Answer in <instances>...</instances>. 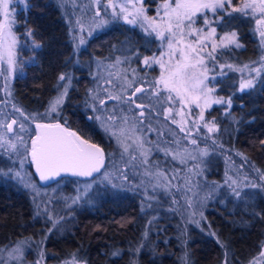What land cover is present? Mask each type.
Returning <instances> with one entry per match:
<instances>
[{"label": "trees", "instance_id": "1", "mask_svg": "<svg viewBox=\"0 0 264 264\" xmlns=\"http://www.w3.org/2000/svg\"><path fill=\"white\" fill-rule=\"evenodd\" d=\"M24 3L15 5V31L21 36L32 32L33 51L25 73L13 79V104L28 112L32 122L30 115L44 117L34 125L61 123L100 145L109 162L123 150L99 123L97 110L95 113L98 100L90 93L94 64L120 60L134 88H143L148 81L152 87L158 69L143 67L141 59L154 51L160 53L159 41L116 19L74 52L72 34L59 3ZM217 29L236 30L242 45L220 51L217 63L239 68L261 53L250 19L226 15ZM61 75L70 76V87L58 111L49 116L48 107L59 92ZM240 77L239 71H231L217 78L215 95L231 100V105L215 104L204 112L206 121L199 123V129L192 128L191 139L197 143H190L191 159L181 163L182 171L186 165H193V176L187 181L193 182V188L205 185L207 193L198 195L195 191L189 198L184 190L181 195L172 189L165 196L158 194L153 205L146 208L137 191L97 183L67 218L49 228L48 221L35 216L31 197L17 188V197L0 193V246L20 241L28 242V249L42 245L44 264H62L73 257L80 264H249L264 246V85L239 91ZM143 107L142 120L150 122L142 132L148 135V161L169 171L173 169L165 157L169 152L162 147L174 141L168 129L180 135L179 128L166 118L156 127L153 121L161 120L162 113L155 112L151 104ZM205 122H213L217 131L208 132ZM156 136L161 139L159 143ZM5 157L8 155L0 151L1 167L10 163L4 162ZM31 178L37 182L35 176Z\"/></svg>", "mask_w": 264, "mask_h": 264}, {"label": "rangeland", "instance_id": "2", "mask_svg": "<svg viewBox=\"0 0 264 264\" xmlns=\"http://www.w3.org/2000/svg\"><path fill=\"white\" fill-rule=\"evenodd\" d=\"M25 0H10L9 2V11L14 13L15 5L17 3H21L22 5ZM59 3L66 20L68 21L69 29L72 34V42H73V51L78 52L80 49L86 46L88 39L93 35L99 33L100 31L106 29L110 26L114 20L118 19L124 22L125 24L131 27H138L142 30L146 35H154L155 39L159 41V46L161 49L160 53H156L154 51L149 57H143L141 59L143 67H153L156 66L158 69V77L161 74V69L159 65L155 63H151L150 65H145L144 60L148 58L150 61L152 58H160L162 54L167 52L166 45L155 35V33H151L149 31H144V28L140 26L139 20L135 25L129 24L123 16L126 13H122L120 11L119 6L125 5L128 8V12H132V4H136L138 7H142L144 10V14L148 17H156L157 12L160 11L162 14L161 5L164 3V0H99V4H97L96 0H55ZM152 2L155 5H152ZM174 2V0H173ZM244 0H231V4H225V9L227 10L228 14H225V10L221 9L218 10L217 13L220 11L224 14V16L230 15H240L242 17L250 19L252 23V30L256 33L257 37L260 40V50L261 53L257 56V58L253 61L248 63H244L239 68H230L228 64H220L217 63L216 60H212L205 57V63L208 68V80L205 82L208 87L213 88V92L211 96L213 99H219L215 95V91L217 86H215L216 80L218 77H224L228 75L231 71H239L241 73V77L239 78V85L242 81L251 79L254 85H264V66H262V57H264V44L261 43V37L259 36V32L257 31L258 25L256 24V17L259 13L255 15L245 14L244 12H236L233 11V8L242 7ZM112 4H115L117 7L115 11L111 7ZM97 10H99V15H97ZM251 12V10H248ZM217 13H212L210 11L205 10L203 13H198L197 17L195 18L196 23L193 25L194 28L203 29L204 33L209 31V26L211 28L216 29V36L215 40L219 43L220 38L225 35L226 33H231L233 31H218L217 24L219 22V17L215 15ZM206 17L209 23V26H205L204 18ZM15 18V17H14ZM129 19H132V16H129ZM77 21L80 23L77 24ZM101 21H105L106 23L101 24ZM217 22V23H216ZM81 25L83 26V31H81ZM97 25H100L97 27ZM13 31L19 41L17 46V53H18V60L17 66L15 71L8 72L6 70L7 66L4 65L0 71L3 72L0 75V136H3L7 139H11L13 142L17 143L18 149L16 152L8 150L5 146L4 148H0V151L6 153L8 157H6L7 162H12L10 167L6 169H0V174L4 177H8L10 173H12L11 177L16 180L24 189H26L28 195L31 197V200L34 205V213L35 216L44 220V222L48 221L49 228L55 227L61 223V220L70 213L75 207H78L82 200H84L85 196L89 193L91 188L96 185L97 183L102 184H111L117 187H123L128 190L137 191L143 199L142 204L144 207H148L153 205L154 200H157V195L165 196L169 190L175 194H183L185 191V195L190 198V195H193V192L198 191V195H204L209 190L205 185H198V188H193V182L187 181L188 177H192L193 174L191 171L193 165H186V170L182 171V165L187 164L188 160L191 159L192 152L191 149V137H188L185 142L186 134L184 132L174 131L173 129H168L170 135L169 138L173 139L174 141L170 143V145H164L162 150L167 153L168 162L170 163L169 166H172L173 169L169 171H165L164 169H160L159 164L154 165L148 161L147 165L141 164V157L139 152L135 150V147L129 149V152H124L122 147V152L111 158L108 162L106 168L102 171H107L110 175L111 182L109 183L108 180H105L103 176L98 175L94 179L85 180V181H74L75 183H70L69 180H59L51 185L48 186H40L36 181H34L30 177V172L26 171L27 165L30 164L29 154L25 153L24 148L19 146V141L16 140V137L22 136L26 144L30 145L31 138H34L36 133L34 122H42L44 117L42 115H30L33 122L30 120L28 116V112H24L20 107L13 104L11 100V87L13 79L16 76L25 73L26 65L31 57L29 53H32V43L29 36L23 34L22 36L15 31V27ZM29 32V31H28ZM91 32V35H89ZM83 37L86 41L85 44L79 45V39ZM235 46H229L228 48H221L217 47L213 55L215 59L217 58V54L220 51H225ZM237 48V47H235ZM206 52H212V49L209 47L205 50ZM165 59L167 57L165 56ZM119 61V63H117ZM247 65V67H245ZM223 66V67H221ZM260 69L259 75L254 69ZM94 83L90 93L98 100V104L94 105L95 113L97 110L99 123L106 129V131L114 137L117 143L122 146L120 141L127 144H133L136 136H141L145 140V148H148V135L143 134V130L150 124L149 121L142 120V117L139 116L141 111L145 112V107L137 108L136 104L147 105L151 104L154 108V111H160L162 113L161 120H155V126L158 128L160 121L161 123L164 122V119L167 115L166 109L168 107L173 108L172 115L179 121L180 117L176 116L175 113L178 110V106L170 101L165 99L167 93L161 92L160 96L157 97L153 95L154 86L150 87V82H146L145 85L148 87L146 90V86H142L144 89V93L140 94L135 93L133 94V90L135 86L129 87L131 84V80L128 76V71L126 67H124L120 60H112V61H104L100 63L94 64ZM65 77L64 80H61L59 83V92L50 102L48 107V115H53L56 111H58L59 107L62 105L60 104L57 106L56 111H51L50 106L52 102L59 97L64 91L65 88L69 89L70 87V76ZM111 80L112 83H108ZM144 84V83H142ZM239 88V86H238ZM246 90V89H245ZM240 91V90H239ZM109 94L111 95H119L122 97V100H110L108 99ZM128 97H131V100H128ZM65 99V96H64ZM63 99V101H64ZM110 101L109 103H105V101ZM127 100V103L124 101ZM215 105V104H213ZM212 105V106H213ZM211 106V107H212ZM194 107V108H193ZM210 107V108H211ZM194 109V114L191 112V109ZM186 111L190 109V116L186 115V119L188 120V125L191 120H195L196 122L200 123L198 119V109L194 105H185ZM209 109V108H207ZM205 109V111L207 110ZM47 115V116H48ZM33 117L35 119H33ZM108 117H112L111 120ZM127 117L128 124H124V118ZM146 117V116H145ZM12 120H16L17 124L13 125V130L11 132L7 131V129L3 126L7 123H11ZM206 121V120H204ZM24 124V131H21L19 128V124ZM135 124V132L129 131L132 125ZM178 126L177 124H175ZM154 126V127H155ZM179 128V127H178ZM121 129L125 130V134L121 136ZM180 131V130H178ZM119 137V141H118ZM158 142L161 140L158 136H156ZM159 143V142H158ZM158 148V147H157ZM205 149H201L203 151ZM204 152V151H203ZM131 155H136V160H131ZM27 157V158H26ZM23 161V163H21ZM152 165V167H151ZM158 166V167H157ZM164 165H162L163 167ZM175 166V167H173ZM189 166V167H188ZM147 169L148 172H151L153 175L147 176L145 175V170ZM19 172L20 176L17 177L16 173ZM158 173H164L165 175H158ZM127 175L128 179H123V175ZM171 181V183H168ZM91 185L89 187L88 185ZM26 185H34L35 189L31 186ZM67 187L65 188V186ZM162 185V186H161ZM68 189V190H67ZM184 190V191H183ZM191 191V192H190ZM79 197V199H76ZM75 200V202H73ZM158 206V205H157ZM196 213L199 216V211ZM20 241L12 246L4 247L0 246V264H44L43 262V250L42 245H34V247H30L28 249V242ZM20 247L22 249V254H12V250L16 247ZM31 251V252H29ZM261 253H264V246L262 248ZM261 253L253 260L250 261L249 264H263L264 263V256ZM70 261L62 262V264H68ZM80 264V263H78Z\"/></svg>", "mask_w": 264, "mask_h": 264}, {"label": "snow or ice", "instance_id": "3", "mask_svg": "<svg viewBox=\"0 0 264 264\" xmlns=\"http://www.w3.org/2000/svg\"><path fill=\"white\" fill-rule=\"evenodd\" d=\"M10 0H0V69L4 65L7 66L8 72H13L17 66L18 53V39L13 31L15 27L14 13L9 11ZM99 4V0H96ZM130 2V0H129ZM231 4V0H164L161 5L162 14L157 12L156 17H148L144 14L142 7H138L136 4H132V12H128V8L125 5H120V11L126 13L123 18L129 23L135 25L139 20L140 26L144 28V31L155 33V35L166 45L167 52L162 54L160 58H152L150 61L145 58L144 64L150 65L155 63L159 65L161 74L159 79L154 81L153 95L159 97L161 92H166L165 99L173 102L178 106V110L175 115L180 117L178 121L173 115V108L168 107L166 109V119H170L173 124H177L180 132L186 134V138L192 136V128L199 129L200 125L196 121H192V126L187 127L188 120L186 115L190 116V109L186 111L185 105H194L198 111L199 121H204L205 109L210 108L213 104H228L231 105V100L225 101L223 99H213L211 93L213 88L208 87L205 83L208 80V68L205 63V57L215 60L213 53L217 47L228 48L229 46H235L237 48L242 47L238 42L236 32L226 33L223 35L219 43L215 40L216 29L209 26L208 20L204 18L205 26H209V31L204 33L203 29L194 28L196 23L195 18L198 13H203L205 10L212 13H217L218 10L225 9V4ZM113 11L116 9V5L112 4ZM248 10H251L249 12ZM233 11L244 12L245 14L255 15L256 24L259 26L257 31L261 37V43L264 44V0H244L242 7L233 8ZM99 15V10H97ZM132 19H129V16ZM80 22L77 21V24ZM106 23L101 21V24ZM100 25H97L99 27ZM81 31L83 26L81 25ZM27 36H32V32L26 33ZM91 35V32H89ZM86 41L83 37L79 39V45L85 44ZM34 47H40L39 44H34ZM211 48L212 52H206L207 48ZM165 56L167 59H165ZM119 63V61H117ZM262 66H264V57H262ZM223 67V66H221ZM228 67H231L229 65ZM247 67V65L245 66ZM259 75L260 69H254ZM3 72L0 71V75ZM60 80H64L65 77L61 75ZM108 83H112L111 80ZM131 87V84H129ZM253 87V81L251 79L244 80L239 85V90L244 91ZM144 89L136 87L133 90V94L143 92ZM67 94V89L57 97L51 104V111H56L57 106L63 103L64 96ZM110 100H122L119 95L109 94ZM131 100V97H128ZM127 103V100L124 101ZM137 108H143L142 104H137ZM144 112L141 111L139 116H143ZM33 119H35L33 117ZM109 120L112 117H108ZM124 124H128L127 117L124 118ZM17 124L16 120H12L11 123L3 125L7 131L13 130V125ZM207 128L208 132H215L217 128L213 122H205L203 125ZM37 131L34 138L31 140L30 145L26 144L22 136H17L16 140L19 141V146L24 148L25 153L29 154L31 161L34 162L36 171L39 173L41 180H51L57 176H61L62 173H70L73 176L79 177H93L94 173H99L109 183L110 175L107 171L101 173V169L105 167L104 164V152L96 144L89 143L88 140L83 139L75 131L69 130L60 123H37L35 125ZM21 131H24V124H19ZM131 132H135V124L129 129ZM125 134V130L121 129V136ZM119 141V137H118ZM124 152H129V149L135 147V150L139 152L141 157V164H148V154L150 149L145 148V140L141 136H136L134 145L123 143L120 141ZM192 144H196V139L191 140ZM7 147L8 150L16 152L18 149L17 143L11 139H7L0 136V148ZM158 147V146H157ZM206 154V150H203ZM27 158V157H26ZM131 160H136V155L130 154ZM23 163V161H21ZM123 175V174H122ZM145 175H153L151 172L145 170ZM158 175H165L164 173H158ZM16 176L19 177L20 173L17 172ZM123 179L127 180L128 176L123 175ZM171 183V181H168ZM236 183V181H233ZM31 186L35 189L34 185ZM91 187V185H88ZM162 186V185H161ZM252 187H256L255 184ZM239 195V193H237ZM76 199H79L77 197ZM75 202V200L73 201ZM12 254H22V249L18 246L12 250ZM116 253H114L115 255ZM264 256V253H261ZM68 264H78L73 257Z\"/></svg>", "mask_w": 264, "mask_h": 264}, {"label": "flooded vegetation", "instance_id": "4", "mask_svg": "<svg viewBox=\"0 0 264 264\" xmlns=\"http://www.w3.org/2000/svg\"><path fill=\"white\" fill-rule=\"evenodd\" d=\"M152 2V1H151ZM153 3V2H152ZM216 17H219L220 19H219V22H218V24H217V26H219V25H221V23L223 22V18L225 17L224 16V14L220 11V13H217L216 15H215ZM217 23V22H216ZM253 23V22H252ZM230 31H233V32H236V30H230ZM225 32H227V31H225ZM237 33V32H236ZM238 37V36H237ZM253 39L256 41H258L259 43H260V40H259V38L257 37V35H256V33L255 32H253ZM247 90V89H246ZM64 125V124H63ZM65 126V125H64ZM66 127V126H65ZM69 130H71V131H74V130H72V129H69ZM76 132V131H75ZM79 136H81V137H83L82 135H80L78 132H76ZM83 138H85V137H83ZM33 138H31V140H32ZM86 140H88L87 138H85ZM31 140H30V142H31ZM89 141V140H88ZM5 160H6V157L4 158V162H5ZM29 160H30V164L29 165H27V167H26V171H27V173H28V171L30 172V175H32V176H35V174H34V172H33V167H32V161H31V158H30V156H29ZM6 163V162H5ZM12 162H10L9 164H8V166L7 167H1L0 166V169L2 168V169H6V168H11V170L13 169V167H10L12 164H11ZM11 175H12V173H10V175H8V177H4V176H2L1 174H0V193H4V194H8L9 196H11V197H17V196H19V193H18V191H16L17 190V188L18 189H20V190H22L23 192H25L26 194H28L27 193V191H26V189H24L23 187H22V185H20L16 180H14L12 177H11ZM71 177H77V176H67V177H62V178H59L58 180H56L55 182H57V181H61V180H67V179H69V178H71ZM35 178H36V176H35ZM80 178V177H79ZM81 179V178H80ZM36 180H37V178H36ZM54 182V183H55ZM37 183H38V181H37ZM53 184V183H52ZM49 185H51V184H49ZM48 186V185H47ZM45 187V186H44Z\"/></svg>", "mask_w": 264, "mask_h": 264}, {"label": "water", "instance_id": "5", "mask_svg": "<svg viewBox=\"0 0 264 264\" xmlns=\"http://www.w3.org/2000/svg\"><path fill=\"white\" fill-rule=\"evenodd\" d=\"M44 124H47V123H44ZM61 124V123H60ZM63 125V124H62ZM64 126V125H63ZM65 127V126H64ZM36 131H37V129H36ZM83 138V137H82ZM83 139H85V138H83ZM86 140V139H85ZM89 143H91V144H96V143H94V142H91V141H89ZM96 145H98V144H96ZM100 148H102L100 145H98ZM103 149V148H102ZM103 152H104V164H105V167L104 168H102L101 169V173H102V171L106 168V165H107V156H106V152L104 151V149H103ZM30 156V155H29ZM31 158V157H30ZM32 167H33V172H34V174H35V176H36V178H37V181H38V184L40 185V186H47V185H49V184H52V183H54L56 180H58L59 178H62V177H67V176H73V175H71L70 173H62L61 174V176H57V177H55V178H53V179H51V180H47V181H45V180H41L40 179V177H39V173L36 171V167H35V164H34V162H32ZM98 175H100L99 173H94L93 174V177H80L81 179H90V178H94V177H97ZM77 177H79V176H77Z\"/></svg>", "mask_w": 264, "mask_h": 264}]
</instances>
